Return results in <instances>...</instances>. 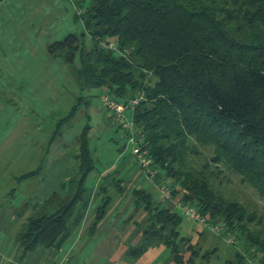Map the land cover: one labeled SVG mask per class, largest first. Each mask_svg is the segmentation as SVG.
Instances as JSON below:
<instances>
[{
    "label": "trees",
    "instance_id": "16d2710c",
    "mask_svg": "<svg viewBox=\"0 0 264 264\" xmlns=\"http://www.w3.org/2000/svg\"><path fill=\"white\" fill-rule=\"evenodd\" d=\"M72 2L84 32L50 45V54L68 66L79 59L72 70L82 92L102 89L118 101L142 96L134 123L137 138L158 170L156 181L170 184L174 200L197 207L211 224L222 225L224 235L232 233L243 240L247 252L264 264V230L251 228L263 221L256 211L226 198L212 181L226 168L264 200V0ZM86 36L92 45L87 51L81 46ZM91 101L90 96H80L70 112L56 120L50 146L85 108L87 122L76 139L80 166L63 184L64 197L55 194L33 206L35 214L17 238L23 256L38 248L60 250L86 219L95 193L99 201L90 228L94 233L114 205L113 196L105 192L113 188L120 195L126 189V176L111 179L121 174L119 168L108 173L95 192L88 187L97 160L91 148ZM200 147L211 148L212 156L202 170H196L188 158ZM132 197L135 211L147 214V225L129 257L136 261L150 247L163 244L174 264H197L199 257L204 264L211 263L217 249L200 256L198 243L179 231L183 222L179 211L156 201L144 188H134ZM179 243L188 247L181 249ZM184 252L190 253L187 260L180 256ZM234 257L235 264L249 262L240 251Z\"/></svg>",
    "mask_w": 264,
    "mask_h": 264
},
{
    "label": "rangeland",
    "instance_id": "374dc122",
    "mask_svg": "<svg viewBox=\"0 0 264 264\" xmlns=\"http://www.w3.org/2000/svg\"><path fill=\"white\" fill-rule=\"evenodd\" d=\"M77 11L78 9L73 4L72 0H0V175L14 159L18 160L13 162L12 166L9 168L13 170L12 172L20 173L24 167H26L25 169H27V171L32 170L33 166H31V164L36 160L35 158L37 155L32 157L31 152L40 151L39 155H41V151H47L46 148L44 149V144L46 143V139L44 138L47 136L44 132L55 130V120L70 112L72 106L77 102L80 96H90L92 100V107L88 112L91 114V124L94 126V130L91 132V143L92 147L97 149V151H95L97 168L89 177L88 184L90 186L97 180L101 172L106 171L107 168L116 166L119 157L118 151L127 144L125 132L114 122L113 115L104 105L102 96L105 94V91L102 89H93L82 92L76 85L74 73H72L71 76L72 86L67 85V94L71 102H67L62 110L57 111L50 110L51 107L48 106H52V104L39 105V107L35 109L41 114V119H45V123L41 124L43 129L40 137L41 139H33L34 136L38 135L32 134L22 139V135L17 133L19 129V120L24 113L26 115L28 112V110L23 107L19 96L24 97L31 95L33 93L30 91L31 87L35 89L41 87L39 89L42 90L40 91L41 94H46V92H43L44 89L39 82L42 80L41 70L48 67L47 63L50 60L49 55H51L49 52L50 45L59 40H63L71 33L81 35L84 32L83 22L77 19ZM84 41L85 45L81 44V46L87 51L92 46L89 36L84 37ZM76 66H79V59L76 64L73 66L69 65L68 67L73 69ZM59 88L60 87H58V89ZM38 94L39 91L36 93V97ZM93 108L94 112H92ZM84 109L85 108L77 115L73 121L74 124L72 127L66 130L64 138L58 140L59 144L56 145V151H58L57 155H59V152H62L64 148H66L67 151L71 148L72 152H77L76 139L87 122L86 118H84ZM98 112L99 115H97ZM102 114L103 117H109L105 125L101 122ZM62 143H65V146L62 145ZM125 154L131 164L127 165V167L130 166L134 168L131 172H141V167L136 164L137 160L131 153V150H127ZM211 156V148L200 147L199 153L191 155L188 158V162L196 170H202L205 164L211 159ZM212 167L213 166H211V168ZM49 168L50 166L46 167V172ZM222 170V173H217L218 175L216 174L217 176L215 175L214 178H212L215 186L221 190L226 198L241 202L251 212L256 211L258 220L261 219L263 222L260 225L253 224L251 228L264 230V200L254 188L243 183L238 175L226 168ZM111 171L112 170H110V172ZM123 176H126L127 182L123 184L126 185L123 194L118 195L120 198H123L125 195L132 196V191L134 189V185L131 184L132 179H130L129 172H124L122 170L119 175L116 173L113 174L111 179H123ZM111 179L110 181H112ZM1 181L3 183L9 180L8 178L6 180L0 178V182ZM16 184L15 181H10V187L4 186L2 189L4 191H10L13 187H17ZM168 186H170V184H168ZM110 189L111 188L105 193L115 194L113 192L111 193ZM160 195L162 194L156 193V198L154 197V199H159ZM118 204L119 201H116L115 205H112V209L116 213L119 208ZM179 212L182 214L180 209ZM144 225H147L146 220L144 221ZM203 229L211 231L200 223L183 215V222L179 227V231L183 237L191 238L193 244L198 243L197 250L200 252V256L204 255L207 251H212V248H205L206 242L199 239V235L196 234L197 231ZM193 232H195L194 236L190 235ZM212 243H214V246H225L224 248L226 250L221 254V257L220 255L218 257H215V254L212 255V257H210L211 264L215 262L217 264H226L225 261L229 259L230 255L231 257L229 260L234 259L232 263L235 264L236 260L234 254L236 251L248 255V264H258V259L252 257L250 253L247 252L245 242L238 237L235 245L228 242V234L224 235L223 238L214 239ZM179 247L185 249L188 247V244L179 243ZM200 247H202V250ZM181 255L187 260L190 253L184 252V254L182 253L180 256ZM203 261L202 257L196 260V262L200 263Z\"/></svg>",
    "mask_w": 264,
    "mask_h": 264
},
{
    "label": "crops",
    "instance_id": "0c3cea01",
    "mask_svg": "<svg viewBox=\"0 0 264 264\" xmlns=\"http://www.w3.org/2000/svg\"><path fill=\"white\" fill-rule=\"evenodd\" d=\"M49 56L48 67L41 70L42 80L39 82L44 89L43 92H46V94H41L40 91L42 90H39L41 87L39 89L31 87L30 91L33 92L31 95L19 96L23 107L28 110L27 114L25 115L24 113L18 122L19 129L17 133L22 135V139H25L30 134L38 135L34 136L33 139L41 137L43 130L41 124L45 123V119H41V114L35 110L39 105L52 104V106H48L51 107L50 110L57 111L62 110L67 102H71L67 94V85L72 86L73 84L71 83L73 70L59 58L52 55ZM58 87L60 88L58 89ZM38 91L39 94L36 97ZM92 112H94V108ZM97 115H99V112ZM107 119L109 117L101 115V122L104 125ZM93 130L94 126L92 132ZM53 132L54 130L44 132V134H47L44 138L46 139L44 149L46 148L49 151L43 150L41 151V155H39L40 151L31 152L32 157L37 155L36 160L31 164L33 166L32 170L27 171L26 167H24V171L22 170L20 173L12 172L13 170L9 168L13 162L18 160L14 159L0 175L2 180L3 178L5 180L8 178L9 180L8 182H0V264H174L170 250L163 244L150 247L136 261L128 256L127 253H129L131 247L136 246L142 239V232L145 226L144 221L147 220V214L144 210L135 211L132 196L125 195L123 198H120L113 188L110 189V192L115 193L111 194L115 199L114 205L116 201H119L117 213L113 209H110L106 217L99 222L94 233L90 232V228L95 217L93 210L99 201L98 197L95 198V193L92 197L86 219L60 250L38 248L23 256L17 238L23 230L27 219L35 214L33 206L43 205L55 194L64 197L66 190L63 189V184L70 181L77 174L80 166L75 157L76 154L71 151V148L68 151L64 148L57 155L56 145L59 144L58 141L51 146L49 145ZM62 145L65 146V143H62ZM91 148L97 151L96 148L92 147V143ZM121 149L118 151L119 157L116 166L107 168L106 171L101 172L97 180L91 186L88 184V187L95 192L105 181V176L110 173V170L113 171L118 168L121 170L123 168L124 172L130 173L131 184L134 185V188L147 189L153 193L154 197L156 193L161 194L159 183L151 182L142 169L139 173L131 172L134 168L127 167L130 164V160L125 154L126 151L121 153ZM125 161L126 163H124ZM47 166H50V168L46 172ZM34 171H39V173L19 180L22 175ZM10 181H15L17 187H13L10 191H4L2 188L4 186L9 188ZM156 200L179 211L177 200H166L162 195ZM194 234L195 232L190 235L194 236ZM196 234L199 235V239L206 242V249H217L215 257L222 256L221 254L226 250L225 246H214V243H212L214 239L223 238L222 235L207 231L206 229L197 231ZM197 264H204V262H197ZM214 264L217 263L215 262Z\"/></svg>",
    "mask_w": 264,
    "mask_h": 264
},
{
    "label": "built area",
    "instance_id": "2783aa9c",
    "mask_svg": "<svg viewBox=\"0 0 264 264\" xmlns=\"http://www.w3.org/2000/svg\"><path fill=\"white\" fill-rule=\"evenodd\" d=\"M109 47L118 51L114 44L109 45ZM142 98L143 97L141 96L132 98L128 101H118L111 97L108 93H105L102 96L105 107L113 115V119L115 120L114 122L125 132L127 136L125 151L130 149L131 153L135 156L138 165L144 171L147 178L153 183H158L156 181L158 170L153 166L154 161L148 150L142 147L143 140L141 138H137L136 135L137 132L134 123V111ZM159 188L164 199L173 200L170 186H168L166 183H159ZM177 206L185 217L200 223L214 233L218 235H223L226 233V230L222 225L211 224L197 207L184 202H178ZM227 234L228 242L232 245H235L237 243V236L232 233Z\"/></svg>",
    "mask_w": 264,
    "mask_h": 264
}]
</instances>
